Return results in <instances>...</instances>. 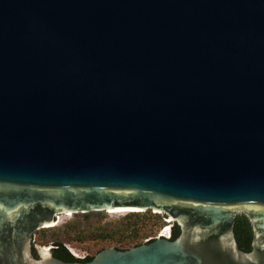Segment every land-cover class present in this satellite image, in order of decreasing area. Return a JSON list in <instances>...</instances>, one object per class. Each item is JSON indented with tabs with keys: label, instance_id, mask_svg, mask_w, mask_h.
<instances>
[{
	"label": "water",
	"instance_id": "obj_1",
	"mask_svg": "<svg viewBox=\"0 0 264 264\" xmlns=\"http://www.w3.org/2000/svg\"><path fill=\"white\" fill-rule=\"evenodd\" d=\"M120 208L180 233L35 243ZM0 264H264V0H0Z\"/></svg>",
	"mask_w": 264,
	"mask_h": 264
},
{
	"label": "trees",
	"instance_id": "obj_2",
	"mask_svg": "<svg viewBox=\"0 0 264 264\" xmlns=\"http://www.w3.org/2000/svg\"><path fill=\"white\" fill-rule=\"evenodd\" d=\"M90 216L91 214H85L83 215V219L87 222H90ZM95 216L97 217L96 223L88 224L89 228L93 230L91 234H88V238L98 242H109L113 245V247H116L120 250L130 249L132 247L151 242L156 239L158 235H152V226L157 224V220L159 221L162 218L166 217L165 215H154L153 213H151V211H146L144 214H141L139 212H131L126 216L118 219V221H114L108 224H102V215L97 213V215ZM69 231H74L78 236H80L81 234H85V232L82 231L79 226L71 225L63 232L53 231L48 234L41 233L38 241L39 243L37 244L42 246H49V243L52 242L51 245L53 246V255L64 261H90L99 251L106 248L101 247L96 251L94 255L78 258L70 252L69 248L66 245L67 241L63 239V235H68ZM234 231L240 249L244 251H251V241L253 237L252 226L245 215H237ZM179 233V226L177 224H174L172 227L171 238H176ZM47 235H49L52 239L45 240V237ZM149 236H152V238L149 240H145ZM33 252L37 257L36 250H33Z\"/></svg>",
	"mask_w": 264,
	"mask_h": 264
},
{
	"label": "rangeland",
	"instance_id": "obj_3",
	"mask_svg": "<svg viewBox=\"0 0 264 264\" xmlns=\"http://www.w3.org/2000/svg\"><path fill=\"white\" fill-rule=\"evenodd\" d=\"M148 211H151V210H148ZM131 212H133L132 209H127L125 211L122 209V210L117 211V212L102 211V212L86 213V214H91L90 222H87L83 219V215H85V214H81V213L80 214H69V215L68 214H62L59 216V221L55 226L49 227V228H43V229L36 231L35 242H36V244L39 243L38 241H39L41 233L48 234V233L53 232V231L63 232L69 226L77 225L80 227V229L82 231L85 232V234L84 235L79 234L80 236H78L77 234H75L74 231H69L68 235L62 234L63 239L65 241H67V243H66L67 247L69 248L70 252L78 258H83L86 256L94 255L96 253V251L101 247H106V248H109L111 246L113 247V245L109 242H98V241H95L93 239L88 238V236H89L88 234H91L93 231L89 228L88 224L96 223L97 217L95 215H97V213L101 214L103 217L102 224H108V223H112L114 221H118V219L126 216L127 214H129ZM134 212H137V211H134ZM145 212H139V213L144 214ZM151 213H153L154 215L158 214L159 216H163V214H161V213H154L152 211H151ZM170 226H172V223L169 222L166 217L162 218L159 221L157 220V224L152 226V229H153L152 235L169 236L170 235ZM43 230H45V231H43ZM151 238H152V236H149L145 240H149ZM51 239L52 238L49 235H47L45 237V240H51ZM51 243L52 242H50L49 243L50 245L47 247H53L51 245Z\"/></svg>",
	"mask_w": 264,
	"mask_h": 264
},
{
	"label": "bare ground",
	"instance_id": "obj_4",
	"mask_svg": "<svg viewBox=\"0 0 264 264\" xmlns=\"http://www.w3.org/2000/svg\"><path fill=\"white\" fill-rule=\"evenodd\" d=\"M120 210H122V208H120V209H115V210H113L112 212H117V211H120ZM123 210L125 211V210H127V209H123ZM132 210L135 211L136 209H132ZM137 210H138V209H137ZM68 215H69V214H68Z\"/></svg>",
	"mask_w": 264,
	"mask_h": 264
},
{
	"label": "built area",
	"instance_id": "obj_5",
	"mask_svg": "<svg viewBox=\"0 0 264 264\" xmlns=\"http://www.w3.org/2000/svg\"><path fill=\"white\" fill-rule=\"evenodd\" d=\"M166 237L170 238L171 236L169 235V236H166Z\"/></svg>",
	"mask_w": 264,
	"mask_h": 264
}]
</instances>
